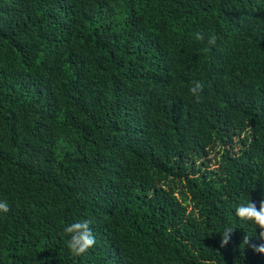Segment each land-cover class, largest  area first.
<instances>
[{"label": "trees", "instance_id": "1", "mask_svg": "<svg viewBox=\"0 0 264 264\" xmlns=\"http://www.w3.org/2000/svg\"><path fill=\"white\" fill-rule=\"evenodd\" d=\"M242 199L264 200V0H0V264H264Z\"/></svg>", "mask_w": 264, "mask_h": 264}, {"label": "clouds", "instance_id": "2", "mask_svg": "<svg viewBox=\"0 0 264 264\" xmlns=\"http://www.w3.org/2000/svg\"><path fill=\"white\" fill-rule=\"evenodd\" d=\"M197 41H204L205 37L203 33L196 32L195 37ZM215 37L212 34L207 36L205 41L206 45L212 46L215 44ZM203 85L200 81L196 80L192 82V86L189 88V92L193 94L196 99H199V93L201 92ZM9 205L5 200H0V214L8 211ZM234 215L240 218L243 222L249 223L256 228L259 227L260 237L264 238V200L259 203V207L251 199H242L234 207ZM231 230L225 228L223 233L222 243L228 240V234ZM63 232L66 234V246L68 250L79 256L85 253L95 244V238L89 228V221L87 219L75 220L72 223H68L63 227ZM255 250L264 253V244L255 246Z\"/></svg>", "mask_w": 264, "mask_h": 264}, {"label": "rangeland", "instance_id": "3", "mask_svg": "<svg viewBox=\"0 0 264 264\" xmlns=\"http://www.w3.org/2000/svg\"><path fill=\"white\" fill-rule=\"evenodd\" d=\"M236 140V138H235ZM221 146H215V148L209 152V155L208 156H204V157H201L200 160H198V162L202 161L204 159V161H206L207 165L209 168H215L217 166V162L215 161L218 156H219V152H221V148H219ZM196 162V163H198Z\"/></svg>", "mask_w": 264, "mask_h": 264}]
</instances>
